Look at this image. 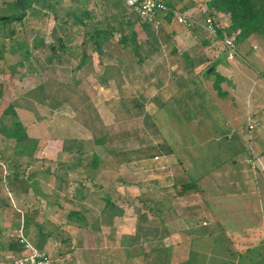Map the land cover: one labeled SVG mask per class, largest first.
<instances>
[{"label":"rangeland","instance_id":"rangeland-1","mask_svg":"<svg viewBox=\"0 0 264 264\" xmlns=\"http://www.w3.org/2000/svg\"><path fill=\"white\" fill-rule=\"evenodd\" d=\"M4 1L0 0L1 14L15 16L19 13L9 2L11 0H6L5 3ZM56 1L58 2L54 4L55 11L43 9L39 4L35 5L33 11L28 10L29 13L23 17V20L14 26L11 37L7 34L14 21L11 20L3 25L0 23V85L2 88L0 115L9 102L25 94L47 76L64 82L71 81L75 77L80 80L79 88L88 94L108 131L127 130L133 134L138 133L139 139H134L132 143L134 147L157 146V144L161 147L168 144L171 147V153L138 160L140 163L134 164L136 168H133L132 172H127L129 179L131 181L134 179L133 183L140 186L139 194L136 196L138 208H142L143 197L147 198L146 205L151 207L152 199L158 202L163 195L175 193V190H171L169 186L157 190L153 188V184L155 180H162L163 185L168 183L166 176L170 177L176 166L181 167L188 181L196 183L198 189L205 184L206 196L249 194L253 184L255 187L259 185L258 189L261 188L263 192L261 195L264 194V155L262 157L256 155L252 139L254 130L249 131L247 128L248 123L253 122L249 103L251 100L254 101L255 88L260 89L258 83H261L260 80L256 82V69L264 72V34L249 35L236 45L235 57L228 59L226 51H222L218 57H215L220 51V44L208 33L181 24L167 25L164 34L159 36L158 52L142 62L137 61L128 49H124L116 54L115 60L109 62V68L105 70L98 64L97 54L87 45L85 49L91 56V66L77 70L75 67L79 60V53L75 56L69 52L61 53L60 49L53 51V54L58 55L61 62L54 58L51 60L52 64H48L46 58L50 55L49 44L52 41L57 42V38L61 37L63 40L66 39L67 46L72 48L76 46L74 48L76 53L81 52L82 34L90 31L93 26L105 27L109 24L116 27L117 32L113 39L115 42L120 26L111 18V13L119 11L122 6L118 5L115 8L108 4V0ZM37 10H41V14L37 13ZM74 13L81 16L85 26L76 21L73 17ZM195 15L203 17L198 12ZM219 20V24L223 27L229 24V18L226 16L220 15ZM62 27L67 30L66 35H63ZM135 28L138 31V39H144L146 34L142 26L137 24ZM171 32L173 34L167 38L166 35H170ZM37 37L43 39L44 46L33 49L32 52L40 59L38 64H43L44 70L33 73L27 70V61L17 64L21 57L19 51L12 54L11 50L22 41L32 44L33 39ZM205 40L208 43H204ZM253 46L256 48L254 49ZM183 53L193 60V66H187L182 60ZM215 60H217L215 70L212 73L210 71L205 73L206 68ZM220 76L223 80L219 83V88L214 87V81ZM185 81L190 85L188 92H193V96L190 106L181 107L180 105L189 102L184 100L185 102L179 105L174 100H169V97L174 95ZM139 94L148 97L142 109L152 117L155 131L152 127L144 125L143 116L134 119L121 110L122 100ZM154 98L159 101H153ZM81 101L75 98L74 104L63 105L43 122H36V115L31 112L19 110L20 116H24L25 120L28 119L31 134L39 138L32 162L20 170L23 179H26L32 169L38 170L35 177L48 180V185L52 189L57 186V180L53 176L55 172L65 177V186H61L60 193L64 194V198L67 196L71 198L70 200L79 202L77 204L83 209L85 208L83 205L93 207V191L95 190L94 194H99L102 190L93 186V178L87 175L89 168L82 172L65 168L61 170L60 162L62 164L69 162L67 154L62 151L61 137L77 135L84 141L83 151L86 154L97 150L100 153L101 163H108L112 159L102 153L98 147H94L90 133L78 122L81 114L73 105L79 108ZM159 103H164L163 107L159 108ZM35 109H38L39 114L46 113L41 107ZM24 112L27 115H24ZM5 122L8 123L7 120ZM54 135L61 137L54 139L52 138ZM1 138L0 135L1 147L9 145ZM7 150L6 154L11 155V149ZM235 161L236 164H234ZM0 173L1 178L8 173V167H4L1 163ZM122 173L120 170L103 172L98 179L117 180ZM4 182V179L0 180V193L9 196L12 210H17L15 213L20 216L22 211L18 208L14 196L6 191ZM101 187H106L105 181ZM149 187V192L145 193L144 190ZM40 189L46 190V187ZM81 193L88 196L87 198L92 202L78 201ZM89 195L92 198H89ZM71 203L73 204L61 199L62 207H48L52 213L51 219L55 222L54 225L64 226L62 223L64 216L75 205ZM91 213L84 215L87 224L93 221ZM43 228L53 230V226L49 224ZM63 230L72 231L71 228ZM74 239L75 237L72 240ZM72 240H65L62 244L64 248H68V251L63 248L62 252H49L59 262L58 264H63L62 260L65 262L68 260V264L81 261L87 263L93 260V229L84 226L80 240L77 238L74 242ZM53 244L56 245L53 247L57 250L56 247L60 241L55 240ZM66 253L69 254L70 260L64 257Z\"/></svg>","mask_w":264,"mask_h":264},{"label":"crops","instance_id":"crops-1","mask_svg":"<svg viewBox=\"0 0 264 264\" xmlns=\"http://www.w3.org/2000/svg\"><path fill=\"white\" fill-rule=\"evenodd\" d=\"M164 1L181 11L197 13L207 0ZM253 48L256 47L253 46ZM259 80L260 89L255 88L254 99L251 96L254 101L250 99L249 111L252 121L256 123L252 138L256 155L262 157L264 155V72L256 69V82ZM190 94L192 97L193 92ZM3 148L5 147L0 146V149ZM111 161L101 163L96 173L93 174L89 170L87 174L93 178V186L102 190L101 193L94 194L93 189V207L91 208L83 205L85 208L81 209L77 204L79 202L70 200L71 198L67 196L64 198L60 189L61 186H65L66 180L56 172L53 175L57 180L55 189L50 188L48 180L35 177L39 172L35 169L27 174L30 176L28 181L30 186L26 191H11L4 182L6 191L14 196L22 212L18 216L15 213L17 210L11 208L9 196L0 193L9 202L7 206L0 207V264H14L18 254L8 247V241L11 238H17L21 230L22 234L38 248L58 253L65 247L62 246L65 240L69 241L74 237L80 240L84 226L93 229V260L76 264H148L142 253L155 247L156 237L150 240L141 238L136 242L131 241L138 221L137 213L133 208H138L136 196L139 194L140 186L133 183L134 179L132 181L129 179L127 172H132L133 168H136L135 162L140 163V161L133 160L122 164ZM60 167L61 170L65 168L61 162ZM118 170L123 172L122 176L117 180H104L106 187H101L104 181L98 179L99 175L103 172ZM185 174L180 166H176L170 177L166 176L168 183L163 185L162 180H155L153 188L158 190L169 186L173 190L174 185L189 180ZM0 180H3L1 175ZM44 186L46 190L40 189ZM258 186L255 187L253 184L250 193L241 196H206L207 186L202 184L199 189L197 187L184 195H163L158 202L152 199L151 207L146 205L147 198L143 197L142 208L138 209L141 214L147 215V219L156 221L152 228L153 234L157 235L155 228H158V234H165L161 243L169 249L167 264H264V194L261 195L263 192L261 188L258 189ZM149 189L150 187L144 190L145 193L149 192ZM87 197L81 193L78 201L91 203L92 200ZM89 198L92 197L89 195ZM61 199L73 202L75 205L64 216L62 222L64 226L59 227V224L54 225L55 222L51 219L52 213L48 207H62ZM69 212L75 213L73 218L69 217ZM89 212H92L93 221L87 224L84 215ZM47 224L53 226V230L49 228L45 230L43 227ZM69 228L72 231L63 230ZM77 235L79 236L76 237ZM55 240L60 241L56 247L57 250L53 247L56 246L53 244ZM64 249L68 251L67 247ZM64 257L71 259L68 258V253ZM159 261L161 259H158L156 263ZM62 262L69 263L68 260L66 262L62 260Z\"/></svg>","mask_w":264,"mask_h":264},{"label":"trees","instance_id":"trees-1","mask_svg":"<svg viewBox=\"0 0 264 264\" xmlns=\"http://www.w3.org/2000/svg\"><path fill=\"white\" fill-rule=\"evenodd\" d=\"M164 1V0H163ZM11 5L18 10V14L15 16H10L0 13V23L6 24L9 21H14L11 25V30L7 34L8 37L12 36L14 33V26L23 20L29 12L33 11L35 5L39 4L43 9H50L55 11L54 4L58 1L56 0H11ZM168 6V2L164 1ZM108 4L113 7L121 5L122 8L117 12L111 13V18L115 20L118 24L119 31L118 37L115 42H113L114 35L117 32L114 25H106L105 27L93 26L91 30L85 31L82 34V41L80 47H82L81 52H75L74 46H67L66 39L57 38V42L52 41L49 44L50 55L46 58L48 64H52V59H57L61 62V58L58 55L53 54V51L60 49L61 53L69 52L75 56L79 53V60L75 69L81 70L89 65L91 56L87 54L86 47L89 45L91 51L97 54L98 64L103 69L107 70L109 68V62L115 60L117 53H121L122 50L128 49V51L137 59V61H144V59L157 53L159 46V36H162L165 32V26L176 24L171 22L169 17H166L165 23L158 29L153 28L149 23L142 21L137 14L127 8L122 0H108ZM206 9L199 12V15L203 17H211L215 21L217 37L223 38L224 35H234L235 44L247 38L249 35L264 34V0H207L205 1ZM172 7V6H170ZM174 8V7H172ZM37 13L41 14V10H37ZM220 15L229 18V24L226 26H221ZM73 17L77 22L85 26L82 18L77 13H74ZM75 21V22H76ZM141 22V23H140ZM12 24V23H11ZM142 26L146 36L144 39H138V31L136 30V25ZM198 29L192 27V29ZM63 35H66L67 30L62 27ZM125 30V31H124ZM127 30V32H126ZM200 30V29H198ZM171 34L166 35L167 38ZM62 36V35H61ZM204 43H208L207 40ZM44 46V41L42 38L37 37L33 39L32 44L27 41H22L17 47L12 48L11 53H16L19 51L21 56L17 64H23L25 61L28 63L27 70L29 72H40L43 71V64L40 63V59L33 54V49H38ZM182 60L187 64V66H193V60L189 59L186 53L181 56ZM107 63H106V62ZM42 63V62H41ZM217 60L212 62L205 70V73H209L207 69L212 68L210 73L215 70ZM222 76L218 77L214 81V87L219 88V83L222 81ZM80 80L73 78L67 82L57 80L50 76L41 80L34 87L25 92V94L18 96L7 104L0 115V135L1 140L5 141L9 145H5V148L0 149V163L4 167H8V173L4 175L6 186L11 191H26L30 186L29 179L30 176H26V179L21 176V168L30 164L33 160V156L38 147V137L31 134L30 125L28 119L25 120L24 116L21 117L19 110H27L33 115H36V122L46 121L47 117H50L57 109L65 104H74L73 100L75 98L81 99L82 103L76 109H79L80 121H78L81 126H83L86 131L90 133L94 147H98L102 153L110 156L113 162L117 164L127 163L133 160L147 159L152 156L165 155L166 153H171V147L164 145L161 147L159 144L157 146H133L132 143L134 139H139L138 133L133 134L131 131L121 130L119 132L108 131L99 113L92 104L88 94L79 88ZM190 85L187 81L180 85L178 90L174 95H170L169 100H174L176 104L185 102L183 106H190L192 102V97L188 88ZM2 94V88L0 85V95ZM193 95V94H192ZM184 96L186 98L184 99ZM147 97L143 94L138 96H132L130 99H124L121 101L120 106L122 112L127 114L128 117L138 118L142 117L145 121L146 127H152L154 122L150 114H147L142 109L143 105L147 101ZM159 101V99L154 98L153 101ZM157 101V102H158ZM164 104V103H163ZM162 103H159V108L163 107ZM41 107L42 110L45 109L46 113L39 114L37 111ZM25 113V112H24ZM182 113V112H181ZM183 114V113H182ZM24 115H27L26 113ZM49 115V116H48ZM8 121V123L5 122ZM58 137L54 135L52 138L57 139ZM62 141V151L68 156V163L63 164V166L68 170H84L88 169L94 173L99 170L101 164L100 153L97 150H93L90 154H86L83 151L84 141L77 135H67L61 137ZM139 143V141H138ZM11 149V155L6 154L7 149ZM197 184L187 181L178 185H174L175 193L174 195H184L188 191L197 189ZM8 200V199H7ZM6 198L0 195V207L7 206L8 201ZM138 221L135 233L131 236V241H139L143 239H153L156 237V245L153 249L148 252L142 253L144 259L147 260L148 264H167L169 249L162 245V239L165 234H158V228H155L156 234H153V226H155L153 219H147V215L140 212L138 208L135 209ZM140 212V213H139ZM74 212H69V217L73 218ZM8 247L12 248L19 255L22 253L23 247L19 244L18 238H11L8 241ZM158 259H161L159 263H156Z\"/></svg>","mask_w":264,"mask_h":264},{"label":"built area","instance_id":"built-area-1","mask_svg":"<svg viewBox=\"0 0 264 264\" xmlns=\"http://www.w3.org/2000/svg\"><path fill=\"white\" fill-rule=\"evenodd\" d=\"M124 5L139 16V18L149 23L153 28L158 29L165 23L166 17L171 22L181 24L185 27H196L219 41L220 51L215 57H218L222 51H226V57L232 59L236 55V44L234 35H224L223 38L217 37L215 21L211 17H198L197 13L181 11L168 6L163 0H122ZM206 9L205 4L198 10V13ZM250 122L247 125L249 131L255 127V123ZM157 156H155L156 158ZM22 231V230H21ZM17 235L19 244L23 247L22 253L15 257L14 264H57L49 252L35 246L28 240L22 232Z\"/></svg>","mask_w":264,"mask_h":264},{"label":"water","instance_id":"water-1","mask_svg":"<svg viewBox=\"0 0 264 264\" xmlns=\"http://www.w3.org/2000/svg\"><path fill=\"white\" fill-rule=\"evenodd\" d=\"M212 68H209L208 71H211Z\"/></svg>","mask_w":264,"mask_h":264}]
</instances>
